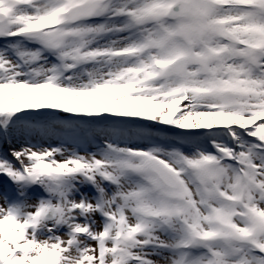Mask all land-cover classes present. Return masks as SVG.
I'll return each instance as SVG.
<instances>
[{
  "label": "snow or ice",
  "instance_id": "snow-or-ice-1",
  "mask_svg": "<svg viewBox=\"0 0 264 264\" xmlns=\"http://www.w3.org/2000/svg\"><path fill=\"white\" fill-rule=\"evenodd\" d=\"M0 264H264V0H0Z\"/></svg>",
  "mask_w": 264,
  "mask_h": 264
}]
</instances>
